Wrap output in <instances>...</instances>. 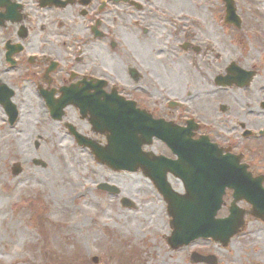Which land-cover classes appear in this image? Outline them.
<instances>
[{
  "label": "flooded vegetation",
  "instance_id": "flooded-vegetation-1",
  "mask_svg": "<svg viewBox=\"0 0 264 264\" xmlns=\"http://www.w3.org/2000/svg\"><path fill=\"white\" fill-rule=\"evenodd\" d=\"M172 1L0 0L1 122L11 127L13 105V124L36 112L42 133L43 125L60 129L57 140L75 143L76 132L101 141L90 121L129 102L168 124L175 141L205 137L239 155L264 186V97L251 106L240 78L254 68L222 46L211 13L202 23V13L188 15Z\"/></svg>",
  "mask_w": 264,
  "mask_h": 264
},
{
  "label": "rangeland",
  "instance_id": "rangeland-1",
  "mask_svg": "<svg viewBox=\"0 0 264 264\" xmlns=\"http://www.w3.org/2000/svg\"><path fill=\"white\" fill-rule=\"evenodd\" d=\"M234 4L242 26L232 31L221 26L222 0L171 2L188 15L202 13V23L208 13L214 16L222 46L256 71L243 91L256 106L264 97V0ZM35 113L11 127L0 120V264H196L189 259L193 251L213 253L216 264H264V223L250 217L226 247L198 239L170 249L166 204L152 183L139 171H114L88 149L57 140L59 128L43 125L42 133ZM31 133L44 135L36 147ZM13 164L21 167L15 175ZM102 183L109 188L99 190ZM171 186L182 192L177 181ZM224 199L219 217L227 214L230 195Z\"/></svg>",
  "mask_w": 264,
  "mask_h": 264
},
{
  "label": "water",
  "instance_id": "water-1",
  "mask_svg": "<svg viewBox=\"0 0 264 264\" xmlns=\"http://www.w3.org/2000/svg\"><path fill=\"white\" fill-rule=\"evenodd\" d=\"M226 8L225 21L240 22L235 15L233 0H223ZM115 113L114 111H112ZM13 119L16 111L13 110ZM134 119L117 122L115 115H108L105 123L94 125L95 129L108 132L107 144L99 146L93 141H79L82 146L90 148L95 159L116 170L135 171L140 168L155 184L157 190L167 202V211L171 216L172 232L167 241L172 247L187 244L197 237H211L214 241L226 245L229 238L244 225V213L258 217L264 221V188L258 179L250 177L238 159L230 155H222L214 145L203 141L197 148L184 146L179 154L180 165L160 158H153L143 153L140 147L149 144L152 135L159 136L163 128L161 122L149 120L148 124ZM142 126L153 127V131L143 132ZM138 128L143 136L133 139L131 128ZM14 167H18L17 165ZM169 169L179 176L185 184V194L178 195L165 180V171ZM18 169L14 170L16 172ZM99 187L108 189L104 184ZM231 187L233 200L229 207V215L215 218L222 204L224 188ZM246 200L251 204L248 211L239 209L236 202ZM124 205H129L127 200ZM205 260L215 264L213 256L195 258L194 261Z\"/></svg>",
  "mask_w": 264,
  "mask_h": 264
}]
</instances>
